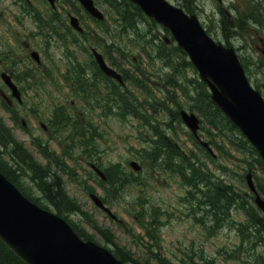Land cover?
Here are the masks:
<instances>
[{
    "label": "rangeland",
    "instance_id": "rangeland-1",
    "mask_svg": "<svg viewBox=\"0 0 264 264\" xmlns=\"http://www.w3.org/2000/svg\"><path fill=\"white\" fill-rule=\"evenodd\" d=\"M168 1L172 4L183 3L192 12H197L202 21L208 23L214 31L215 27L221 29L223 16L217 13V10H221L219 0ZM228 1L233 2L221 0L223 6L227 5ZM236 2L242 7L243 0ZM35 4L38 10L49 13V8L45 4L37 1ZM59 9V12L65 15L67 11L72 13L71 7ZM100 9L106 15L112 16L108 9L105 10L104 7ZM18 13L19 10L13 4V0H0V71L11 68L14 59L19 71L18 86L23 93V104L20 105V114H17V117L14 115L11 118L0 101V119L11 129L15 140L23 144L36 161L45 165L42 154L44 152H48V155L54 154L52 168L63 180L68 195L80 204L89 219L94 225L97 224L104 235L93 230L86 215L84 217L81 213L70 214L69 220L92 234L93 241L97 244L109 250L129 254L131 261L127 264H161V258H167L172 264H262L256 258L264 252V237L252 252L248 245H243L237 232L238 227L248 223L245 210L235 207L223 218L220 225L214 223L213 227H207L203 221L208 224L209 222L203 216L205 213L201 212L203 194L198 189L190 191L183 180L176 176L171 166L166 163L163 166L153 164L145 153L147 152L145 149L151 147L149 144L157 130L163 133L170 132L175 143L186 153L191 151L197 155L200 153L183 122L172 120L171 110H180L166 102L164 96L165 90L170 89L166 81L172 68L158 58L157 48L153 50L146 47L145 52L142 46L132 48L129 57L132 63L124 65L129 68L131 66V75L134 72L137 74V80L142 81V89L133 86L131 82H127L124 88L132 93L133 105L138 97L139 103L136 105L144 116H137L126 106L124 109L117 106L111 98L112 85L105 78L88 72L95 71L91 59L79 46L71 42V38L54 40L50 49L46 51L41 36L32 38L34 23L27 18L24 25H21L17 19ZM82 20L87 29H96L91 20L83 17ZM161 34L163 36L164 32ZM32 51L40 53L42 65L30 61ZM169 51L172 53L173 48L167 49V52ZM175 58L178 59L182 82H185L186 76L188 79L199 78L194 67L185 69L182 57L176 55ZM73 64L78 66L76 71L83 69V72L90 74L92 82L96 84L91 90L100 103L94 101L89 106L76 95L75 88L79 77L77 78L78 72L71 68ZM181 68L186 76L181 73ZM260 80H263L262 74ZM152 90L155 95L154 104L156 101L160 104L155 107L158 109L163 106L157 113H154L146 102L145 93L150 95ZM174 96L181 109L192 111L189 109L190 100L180 90L176 91ZM163 101L165 103L161 105ZM65 113L78 117L73 119L72 125L63 121L59 127H55L52 123L53 118ZM40 123L47 124L49 132L42 130ZM203 126L208 128L206 124ZM82 132L85 134L82 135ZM200 136L204 141H208L205 130ZM222 140L221 136L218 137L219 142ZM40 142L44 149L39 147ZM45 144L47 149L44 147ZM228 146L225 145L226 150L229 149ZM214 149L216 150L215 147ZM228 152L232 155L228 157L225 151V155L223 157L221 155L216 163L223 164L229 169L225 182L233 181L238 192L248 195L250 190L247 184L239 182V175L243 174L245 179L248 172L243 170L245 164L242 157L230 149ZM198 156L207 162L208 168L214 174L216 164L203 158L202 154ZM131 161L140 164L142 168L140 172H134L130 168ZM91 164L100 167L102 165L103 168L118 165L128 175L132 173L139 177L137 180L130 177V182L119 195H115L108 187H100L94 180ZM18 173L28 192L34 198L40 197L41 194L35 185L22 177L24 176L22 171ZM90 189L95 190V193L106 201L120 222L112 220L94 205L87 192ZM243 202L247 207L249 203L250 206H254L250 211L264 219V214L256 208L251 197H246ZM49 209L54 211L51 206ZM151 212L156 214L151 217ZM143 223L150 224L152 236L148 235ZM151 237L157 238V243Z\"/></svg>",
    "mask_w": 264,
    "mask_h": 264
},
{
    "label": "trees",
    "instance_id": "trees-1",
    "mask_svg": "<svg viewBox=\"0 0 264 264\" xmlns=\"http://www.w3.org/2000/svg\"><path fill=\"white\" fill-rule=\"evenodd\" d=\"M114 8L115 12L120 17L121 22H119V27L122 29V32H126V30L130 29L135 32L141 29L144 30L146 24L141 20L147 19L136 5L132 3H129L128 5L122 3L119 7ZM152 22L153 27H156V23L154 21ZM111 48L113 49V47ZM167 48L168 47L162 46L158 53V57L168 66H171L169 68H172L171 75L168 76V80L166 81V83L170 85V89L165 90L166 94L164 96H166V102L181 109L178 100L174 96V93L180 90L190 100L189 109L198 112L202 116L203 122L209 124L210 127L216 130L215 133H212L207 129V133L209 134L210 142L220 150V153L225 150L228 157L230 156L231 153L228 152L229 149H225V142H227L236 153L241 155L242 162L245 164L243 170L249 168L251 170L259 169L261 171L262 176L255 174V178L257 189L264 196V160L259 156L255 148L242 136L236 126L230 122V120L212 101L210 92L204 82L199 79H188L182 68L181 73L186 76V79L185 82L180 80V69L177 64L178 59H176L175 56L182 57L185 69L193 67V65L188 61L185 52L179 47L174 45L172 53L170 51L167 52ZM121 53L122 55L124 54L123 49L121 50ZM130 97V94L128 96V93L125 94L121 92L118 96V101L122 104H119V107L124 109V106H126L137 116L143 117L138 109L139 106L135 105V109V106H133L132 103L127 102ZM153 98H155V95L151 94L147 97L148 100L146 102L149 103V106L154 110V113H157L163 106H160L157 109L155 106L160 104L158 101L154 104ZM164 103L165 101H163L161 105H164ZM171 115L172 120L180 122L181 119L178 109L171 110ZM58 121L59 126L63 121H67L69 122V125H72L73 117L68 116L66 113L59 114V118L56 122ZM83 129L84 127L82 126L81 130ZM81 134L84 135L85 133L82 132ZM220 136L224 140L225 144L223 145L218 141V137ZM151 143V147L146 148L145 150H147V152L145 153L149 156L153 164L161 162L163 166L164 163H166L168 166H171L172 170H175L176 176L183 180L185 186L188 187L190 191L198 189L203 194V205L201 206L203 211L201 210V212L205 213L203 216L206 217V219H210L208 221L209 224L206 221H203L207 227H213L214 223L220 225L223 218L227 217L230 214V211L235 207L248 211L247 217L249 222L246 225L242 224L241 227H238V233L241 236L243 245H248L253 252L258 245L257 243L264 237V220L260 219V217L254 212H250V209H254V206H250V203L248 207L245 206L243 201L246 197L250 196L238 192L237 186L233 181L227 183L217 173L212 175V172L209 170L206 163H204L197 154H188L182 151L175 143L174 136L170 135V133L158 131ZM198 149L203 151L205 156L216 163L205 149L200 146ZM4 151L7 152V157L5 156ZM7 159L13 161L14 165L10 166ZM118 168L119 166H111L108 170V176L109 182L115 187L118 186L119 188L117 189H120V187L125 185V179L129 175L120 171ZM216 170H222L224 172L222 176L226 177L225 173L229 169L226 166L217 163ZM0 171L24 191L27 196H32V194L28 192V188L24 186L20 180L21 177H19L18 172L22 171L24 174L22 177L33 183L41 193L42 197L41 199L30 198L42 206H45L44 204H46L53 207L59 216L67 219H69L70 214L72 215L74 213H82L84 217L85 215L87 216L81 206L68 196L63 180L60 176L53 172L51 166L45 167L39 164L29 151L13 138L2 119H0ZM239 177V182H244L243 174H240ZM133 179L137 180L138 177H133ZM251 198L254 199L253 196ZM41 201L43 203H41ZM240 202L241 204H239ZM149 225L143 223L148 235L152 236V230ZM93 227L97 229V225ZM74 228L82 238H91L90 235L84 232L83 228L75 223ZM151 238L157 243V238ZM114 253L124 262L129 263L131 261V257L127 253H122L121 251H115ZM256 260L264 264V252L257 256ZM132 262L134 263V261ZM160 263L172 264L168 259H160ZM0 264L25 263L12 250H10L2 240H0Z\"/></svg>",
    "mask_w": 264,
    "mask_h": 264
},
{
    "label": "water",
    "instance_id": "water-1",
    "mask_svg": "<svg viewBox=\"0 0 264 264\" xmlns=\"http://www.w3.org/2000/svg\"><path fill=\"white\" fill-rule=\"evenodd\" d=\"M52 3L54 0H50ZM93 15L103 18L92 0H80ZM157 22L168 28L208 84L212 99L257 148L264 159V99L249 84L233 49H226L206 34L199 19L166 0H133ZM73 19V23H74ZM105 72L120 78L101 63ZM186 125L197 135L199 119L182 111ZM208 147L207 143H204ZM136 170V163H132ZM250 189L256 192L252 175ZM96 203L102 204L96 197ZM264 211V200L256 193ZM0 239L26 264H124L108 249L83 241L58 215L26 198L0 172Z\"/></svg>",
    "mask_w": 264,
    "mask_h": 264
},
{
    "label": "flooded vegetation",
    "instance_id": "flooded-vegetation-1",
    "mask_svg": "<svg viewBox=\"0 0 264 264\" xmlns=\"http://www.w3.org/2000/svg\"><path fill=\"white\" fill-rule=\"evenodd\" d=\"M36 1L43 4L48 3L47 0H13V4L19 10L17 19L20 24L24 25L25 19L27 18L34 23L33 39L40 38L42 33L41 24L37 21ZM94 3L99 8H105L111 6L119 7L122 3L128 5L131 2L129 0H94ZM56 4L55 9L60 6L82 8L78 0H57ZM217 13L223 16L221 29L215 27L214 31L213 28L209 27L208 23H205L207 30L217 42L235 50L254 87L259 89L264 95V83H262L264 82V0H243L242 7L239 2L233 0V2H229L223 8V11L217 10ZM89 20L94 19L89 18ZM99 25L96 24V28L103 30V25L101 27ZM48 29H50V26L46 24L45 30ZM249 31L251 32L249 33ZM252 32L254 33L253 36L251 35ZM15 64L16 61L13 59L11 68H5L7 70L3 69L0 71V101L5 106L11 118L14 115V117H17V114H20V105L23 104V99L20 100L13 96V92L9 87V79L6 77V75L11 77L13 83L19 88L21 94H23L18 86L19 71ZM261 74L263 75V80H260ZM20 78H22V75H20ZM23 124H25L24 121ZM40 124L45 132H49L48 126L42 123ZM4 154L7 157L6 151H4Z\"/></svg>",
    "mask_w": 264,
    "mask_h": 264
}]
</instances>
